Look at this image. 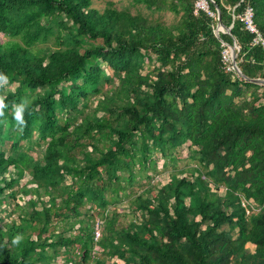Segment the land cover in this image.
Instances as JSON below:
<instances>
[{"label":"trees","instance_id":"16d2710c","mask_svg":"<svg viewBox=\"0 0 264 264\" xmlns=\"http://www.w3.org/2000/svg\"><path fill=\"white\" fill-rule=\"evenodd\" d=\"M133 1L178 19L0 0V75L13 86L0 81V206L11 199L20 222L0 229V264H264V86L221 61L235 39L242 74L264 80V50L239 19L251 7L264 37V0H205L216 17L195 14L197 0ZM216 8L230 35L214 34ZM186 143L196 167L135 197L156 155L174 164ZM26 172L32 188L14 191ZM126 198L133 221L119 227ZM241 198L262 210L247 216Z\"/></svg>","mask_w":264,"mask_h":264},{"label":"rangeland","instance_id":"374dc122","mask_svg":"<svg viewBox=\"0 0 264 264\" xmlns=\"http://www.w3.org/2000/svg\"><path fill=\"white\" fill-rule=\"evenodd\" d=\"M107 2H112L113 7L117 10H128L131 14L141 13L145 16H148L152 19H159L161 22H163L165 25H170L177 21L178 17H175L174 15L167 13V12H160V13H151L148 10L145 9L142 5H135L133 0H92V7L94 9H97L99 11H103V9L106 7ZM1 37V35H0ZM2 41L5 40L2 37L0 38ZM238 67V66H237ZM147 69V67H146ZM3 89H13V86H8L6 84V81L2 82ZM109 87L105 86L104 90H107ZM96 105V99L93 100L91 107H95ZM22 145V151L24 152V149L27 147V144L23 141L21 143ZM43 151V148H34L31 147L29 149V153L33 155L34 157H40L41 153ZM21 151L18 152V156L20 155ZM191 151L189 149V143L184 144L183 146L179 147L176 154L175 163L172 164L171 162H168L166 167L163 165L166 161L160 157L159 154L156 155L157 162H156V169L155 171H148L146 175L150 176V178H143L139 180L138 178L135 179V182L133 184L132 191L135 192L134 196L142 195L143 197L150 198L153 197L158 189H160L163 185L169 182V176L174 171H184L183 173L187 174V171L190 169H194L196 167V163L192 161L191 157ZM182 174V175H184ZM185 174V175H186ZM16 176V169L14 167H10L8 169V175H5L6 179L8 178H14ZM30 180L29 174L26 172L23 176V178L19 181V183H16L13 185L14 191H20L22 187L32 188L28 185V181ZM68 181V180H67ZM211 186V185H210ZM35 187V186H33ZM213 190V189H212ZM20 194V192H19ZM218 195L221 197L224 195V188L222 187L218 191ZM24 197V196H23ZM44 201L47 200L46 197L43 198ZM132 198H126L123 199L119 204L115 205V208H117L118 214H123V219L119 222L118 226H126L128 223L133 221V214L131 213V206L130 201ZM25 202L24 198H19L16 200V203L19 205H23ZM88 208V206L86 207ZM113 208H109L111 210ZM19 212L17 209L14 208L13 201L9 199L5 205L0 206V229H5V225H8L12 222L19 225L20 222L18 220ZM136 221V220H134ZM97 222V221H96ZM98 225L101 224V221H98ZM233 235H235V232H233ZM246 249L248 252L252 253L254 250V247L250 244L246 245ZM58 263L62 264L63 260H58ZM110 264H122L120 260L113 259L110 261Z\"/></svg>","mask_w":264,"mask_h":264},{"label":"built area","instance_id":"2783aa9c","mask_svg":"<svg viewBox=\"0 0 264 264\" xmlns=\"http://www.w3.org/2000/svg\"><path fill=\"white\" fill-rule=\"evenodd\" d=\"M198 9L203 10L210 17H216L214 13L209 11L208 5L205 0H197L195 11H194L195 14L197 13ZM239 19L243 23L245 30L253 35V38L251 40V45L259 46L264 50V37L258 31L257 27L255 26L253 22L252 8L246 7L243 14L239 16ZM222 46H223V49L221 52V61L224 65V69L226 72L232 73L237 76V73H236L237 63L234 64L232 61V52H231L230 45L228 46V45L222 44ZM19 198H24V197L23 195H19V197L16 200H18ZM240 205L242 208H244L247 216L254 214V213H258L262 210V207H258L252 200H245L244 198H241ZM94 229H95V232H94L95 240H97L100 236L99 225L96 224Z\"/></svg>","mask_w":264,"mask_h":264},{"label":"water","instance_id":"95a60500","mask_svg":"<svg viewBox=\"0 0 264 264\" xmlns=\"http://www.w3.org/2000/svg\"><path fill=\"white\" fill-rule=\"evenodd\" d=\"M216 14H217V25L216 28L214 30V34L218 37L219 33H223V34H228L230 35V30L232 28V25L230 27H225L222 25L221 23V19H220V13L218 8H216ZM231 48V52H232V61L234 64H236V57L239 51V46L236 42L235 39H232V44L230 45ZM236 73L237 76L240 77L243 80H247L250 81L252 83H256L259 85H263L264 86V80L261 79H248L247 77H245L242 72L240 71V69L236 66Z\"/></svg>","mask_w":264,"mask_h":264},{"label":"clouds","instance_id":"9594fccd","mask_svg":"<svg viewBox=\"0 0 264 264\" xmlns=\"http://www.w3.org/2000/svg\"><path fill=\"white\" fill-rule=\"evenodd\" d=\"M0 81H6V77L0 75ZM5 108V104H4V101H3V98L0 97V116H3V109ZM22 111H23V106L20 105V106H17L15 108V119L20 123V124H23V120H22ZM20 195V194H19ZM22 239V237L20 235H17L14 237L12 243L13 244H18L20 242V240Z\"/></svg>","mask_w":264,"mask_h":264},{"label":"crops","instance_id":"0c3cea01","mask_svg":"<svg viewBox=\"0 0 264 264\" xmlns=\"http://www.w3.org/2000/svg\"><path fill=\"white\" fill-rule=\"evenodd\" d=\"M251 245V244H250ZM252 246V245H251Z\"/></svg>","mask_w":264,"mask_h":264}]
</instances>
